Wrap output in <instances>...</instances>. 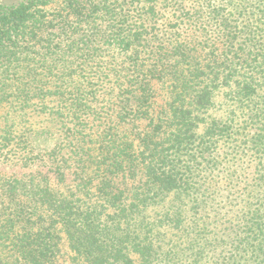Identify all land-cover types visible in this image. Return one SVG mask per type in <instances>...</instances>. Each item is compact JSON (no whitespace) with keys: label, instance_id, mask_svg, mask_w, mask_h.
<instances>
[{"label":"trees","instance_id":"16d2710c","mask_svg":"<svg viewBox=\"0 0 264 264\" xmlns=\"http://www.w3.org/2000/svg\"><path fill=\"white\" fill-rule=\"evenodd\" d=\"M234 1L0 4V166L29 170L0 180V264H56L61 233L76 264H264V8Z\"/></svg>","mask_w":264,"mask_h":264},{"label":"rangeland","instance_id":"374dc122","mask_svg":"<svg viewBox=\"0 0 264 264\" xmlns=\"http://www.w3.org/2000/svg\"><path fill=\"white\" fill-rule=\"evenodd\" d=\"M13 0H0V4H8L10 2H12ZM234 5H238L239 7H247V8H251V9H258V8H264V0H235L234 1ZM87 6L90 7V4L87 3ZM129 5L122 7L121 9H126L128 8ZM202 6H206L212 10L214 9H218V8H227L228 6V0H183V10L185 11H191V10H197L196 8H202ZM205 8V7H203ZM206 10L204 11V14L206 15ZM174 13V9L170 8L167 13H166V19L165 20H170L171 16ZM209 13V12H208ZM247 17V16H246ZM251 21H254V19H251ZM219 46V47H218ZM211 45L210 48L206 47V48H201V56H205L206 54H208L209 52H215L217 53L219 50V48H221L220 45ZM211 50V51H210ZM222 51V49H221ZM221 54V53H220ZM142 60H145L144 58H141ZM102 60V59H101ZM153 91L156 95V97H154V103H153V107H152V112L154 113V116H156L158 114V112L161 110L162 108V104L164 103L163 101V96L166 94V91L163 90V86L161 83H154V85L152 86ZM222 103V98L221 95L218 96L217 98V104L214 105L213 108L210 109L209 114L210 116H212V118H219L222 117L223 115H225V110L227 109V107L225 106V104L220 105ZM99 106V105H98ZM59 119V118H58ZM60 120V119H59ZM29 125H31L32 127L35 128H47L50 127V136L49 134H42L39 136H36L35 138H33V149L35 151V154H39V155H44L45 152L54 149L58 144H60L61 142V138H60V130H59V126L58 125H54V123H52V125L49 123V121L47 119H45L42 116H36L35 118H33V116H28L27 119L25 120ZM90 120H87V123H89ZM147 121L146 120H137L134 122V126L136 127V130L140 131L141 133H150V129L151 127L147 126ZM91 124V122H90ZM97 124L96 122L92 123V125ZM139 126V127H138ZM146 126V128H144ZM206 126L200 125L199 128L196 130L197 134H200L204 131ZM122 130H124L123 128H121ZM129 138L130 140H134L135 144H136V148H137V143H138V139H136V132H129ZM140 136H143V134H141ZM247 160V159H246ZM29 172V170L27 169H23L20 166H4L1 165L0 166V180L2 179H9V178H13V177H21L23 174ZM141 175H138L137 177V181L140 179ZM71 179L72 182L75 183V181H73L72 177H67L66 181L63 183L66 184H71ZM131 179H127L125 180V182H121V179H117L115 180L116 183L118 184V187L121 190H124L125 187V192H124V196H127L128 190L130 188V186L134 183L132 181H130ZM97 181L94 182V184H96ZM136 185V183H134V186ZM95 188H93L94 190ZM94 192V191H92ZM93 200L95 201L94 196L92 195ZM61 241H60V245H59V255L56 259V264H76V263H72L71 260V251L68 248V243L67 240L65 238V235L63 233H61ZM173 239L176 240L175 237H173ZM181 242V241H180ZM185 245L182 243V246ZM187 245V243H186Z\"/></svg>","mask_w":264,"mask_h":264}]
</instances>
